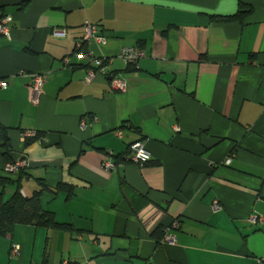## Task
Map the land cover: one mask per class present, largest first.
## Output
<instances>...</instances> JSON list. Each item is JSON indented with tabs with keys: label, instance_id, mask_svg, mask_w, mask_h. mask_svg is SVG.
<instances>
[{
	"label": "crops",
	"instance_id": "0c3cea01",
	"mask_svg": "<svg viewBox=\"0 0 264 264\" xmlns=\"http://www.w3.org/2000/svg\"><path fill=\"white\" fill-rule=\"evenodd\" d=\"M242 1L253 12L239 22L210 18L235 14L239 0H0L9 32L0 28V125L11 160L27 162L21 191L43 179L55 190L44 206L79 229L20 227L24 236L1 240L0 262L39 259L42 241L48 264H259L264 220L250 217H264V0ZM86 22L108 39L87 47L109 58L126 91L103 73L86 83L90 64L76 46ZM125 45L146 50L138 67L118 56ZM34 73L44 79L36 101ZM139 140L148 164L105 166ZM4 145L6 198L21 172L4 171ZM176 220V241L157 243L158 228Z\"/></svg>",
	"mask_w": 264,
	"mask_h": 264
},
{
	"label": "trees",
	"instance_id": "16d2710c",
	"mask_svg": "<svg viewBox=\"0 0 264 264\" xmlns=\"http://www.w3.org/2000/svg\"><path fill=\"white\" fill-rule=\"evenodd\" d=\"M253 12V6L250 4H247L243 2L242 0H239V9L238 11L229 16H221L218 14H210V18L212 20H217V21H239L242 22L248 14H251ZM87 23V22H86ZM85 23V24H86ZM84 24V25H85ZM140 46L141 45H136ZM79 50V49H78ZM131 66V65H130ZM7 82V81H6ZM123 127H126L125 123L123 124ZM40 134L36 135L35 137L28 138L26 139V143L30 144L32 141L36 140L37 138H40ZM7 136V128L3 125H0V141L1 143H4L3 148V154L5 158L10 162V163H15L17 159H12L11 160V149L8 146L9 140ZM144 142L143 140H139ZM137 142V141H136ZM131 146V145H130ZM130 146L128 147V151L130 149ZM128 151L121 155V154H114V158L116 159L115 164L117 166V163H134L130 161L127 158V153ZM20 159V158H18ZM114 159V160H115ZM152 160V158H151ZM150 160V161H151ZM150 161L145 162V163H138L140 165H145L148 164ZM25 167L27 165H24L19 168L17 172L14 173H20V178L18 179L16 183V189L14 190L13 194L9 196L8 198H5L4 196V190L0 192V238H6V236L11 235L12 237L14 236V232L16 230V226L22 225H33L37 228H45V229H50V230H55V231H64L68 233H73L74 231H78L73 223L70 222H60L57 217L55 212L52 210L46 208L42 202V196L43 194L47 191L50 190L52 192H55V190H51L49 188V185H47L43 179H38V183L40 188L35 190L30 196H25L22 193V181L24 179L23 177V172L25 171ZM4 171L9 175L10 172ZM13 173V172H11ZM28 175V173H27ZM7 180L6 179H1L0 180V185L2 186L5 184ZM62 185V186H61ZM59 186L63 187L64 190L67 189L66 193L68 195V199L74 196L75 190L73 186L70 185H65L61 184ZM60 189V187H58ZM178 221V220H177ZM180 224V221H179ZM180 226V225H179ZM164 231H165V226H161L158 228L157 232L154 233V237L156 238L157 243L162 242V238L164 237ZM80 232V231H79ZM19 247V252L17 254H20V249L21 246L20 244L16 243ZM47 245V243H46ZM14 247L13 244L10 247V252L11 254L14 253ZM48 251H47V246L44 251V259L42 261V264H48ZM0 264H3L0 262Z\"/></svg>",
	"mask_w": 264,
	"mask_h": 264
},
{
	"label": "built area",
	"instance_id": "2783aa9c",
	"mask_svg": "<svg viewBox=\"0 0 264 264\" xmlns=\"http://www.w3.org/2000/svg\"><path fill=\"white\" fill-rule=\"evenodd\" d=\"M7 20L3 18L1 20V32L3 34L8 35V29L5 26V22ZM67 34V30L58 29L54 31V35L56 36H65ZM108 41L107 37L100 32L98 24H94L91 22H87L84 25V34L82 38L76 43L80 53V57L89 61V67L86 70L85 81L90 84L94 81L98 73H103L109 75L111 79L112 86L120 91H126L127 89V81L125 78L118 73H109L107 72V66L109 63V58L104 56H96L91 49L87 46L92 44L93 42L104 45ZM86 47V48H85ZM118 56L127 64L133 67H138L139 63L142 59L147 56L146 50L143 47L136 45H125L120 50ZM32 82L30 84V89L32 92V97L36 101L35 97H38L42 92V87L44 83L43 76L37 73L31 75ZM1 86H6L7 82L5 80L0 81ZM84 125V123L82 124ZM121 136V133H119ZM110 155L113 154L111 151ZM127 158L134 163H145L151 160L152 154L150 150L147 148L145 142L137 141L130 146L128 153L126 154ZM230 163V160L226 161ZM105 166L107 168L113 169L116 167L115 161L112 158H109L105 161ZM27 165L26 160L17 159L15 163L6 164L5 170L8 172H17L20 167ZM215 207H218V202L215 203ZM217 210H219L217 208ZM216 210V211H217ZM264 220L262 215L256 214L251 215L250 222L254 224H260ZM179 227V222L176 220L170 226L165 227L164 237L162 238V242L164 243H174L176 241V234L172 231V229H177ZM19 252V248H14V253L17 254ZM67 264V263H65ZM259 264H264V257L259 260Z\"/></svg>",
	"mask_w": 264,
	"mask_h": 264
},
{
	"label": "rangeland",
	"instance_id": "374dc122",
	"mask_svg": "<svg viewBox=\"0 0 264 264\" xmlns=\"http://www.w3.org/2000/svg\"><path fill=\"white\" fill-rule=\"evenodd\" d=\"M109 159V158H108ZM25 180V179H24ZM2 188V187H1ZM6 198H8V197H6ZM16 227H19V228H17L16 230H15V232L14 233H17V235L20 237V235H22V236H24L23 234H24V230H20V227H26V224L24 225V226H22L21 224L20 225H18V226H16ZM10 241H11V239H12V236L11 235H9V236H6ZM1 240H2V237L0 238V252H3L5 255H6V258H8V252L5 250V248H4V246L2 245V243H1ZM25 241L27 242V244H28V240H26V237H25ZM20 243V242H19ZM44 244V243H43ZM42 244V241L40 242L39 241V243L37 244V247H36V254H39V259H33V258H26L25 259V263H27V264H41L42 262H38V261H40V260H42V257H41V255H42V253H43V251H44V245ZM29 245H30V243H29ZM13 246L14 247H19L16 243H13ZM22 251H23V249L21 248V251H20V254L22 253ZM12 258H13V261H14V258H18L19 260L21 259V257L20 256H18V254H12ZM7 263L6 264H8L9 263V260L8 261H6ZM33 262V263H32ZM2 263V262H1ZM23 263V261H21V262H19V263H16V262H14V263H12V264H22ZM4 264V263H3Z\"/></svg>",
	"mask_w": 264,
	"mask_h": 264
}]
</instances>
